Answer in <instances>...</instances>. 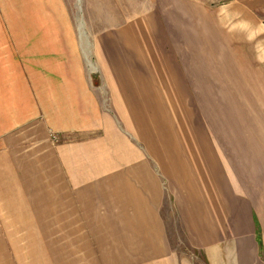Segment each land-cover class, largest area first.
<instances>
[{
  "label": "crops",
  "instance_id": "1",
  "mask_svg": "<svg viewBox=\"0 0 264 264\" xmlns=\"http://www.w3.org/2000/svg\"><path fill=\"white\" fill-rule=\"evenodd\" d=\"M91 1L0 0V264H264V0Z\"/></svg>",
  "mask_w": 264,
  "mask_h": 264
},
{
  "label": "rangeland",
  "instance_id": "2",
  "mask_svg": "<svg viewBox=\"0 0 264 264\" xmlns=\"http://www.w3.org/2000/svg\"><path fill=\"white\" fill-rule=\"evenodd\" d=\"M146 1L147 0H103L105 3L104 7L97 10L99 15H107L110 18L118 15L119 11H121V13H125L121 14V16L131 17L145 10L147 7ZM199 1L209 5H219L223 4V2L227 0ZM94 3L95 0H92L91 4ZM39 16L41 21V31L51 32L56 30L58 32H67L71 27L70 31L75 33L77 42L80 44V50L78 53L82 57L83 64L89 66V63H94L90 31L93 30L91 27V21L92 17L95 16V8H92L91 5L88 6L87 0H39ZM188 111L191 112L192 107H190ZM50 137L55 143L60 141L59 135L54 132H51ZM177 229L180 237L185 240L183 231L179 230V226H177ZM59 234L62 238L63 233ZM28 243L31 242L26 243L25 240L24 248L28 245ZM178 245L185 251L190 250L187 243H178ZM40 247H46V244L40 245Z\"/></svg>",
  "mask_w": 264,
  "mask_h": 264
}]
</instances>
